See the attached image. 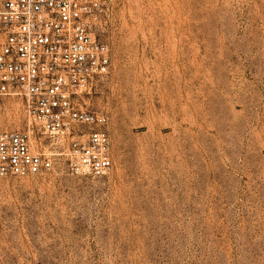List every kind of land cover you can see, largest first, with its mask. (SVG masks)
I'll list each match as a JSON object with an SVG mask.
<instances>
[{
  "label": "rangeland",
  "instance_id": "1",
  "mask_svg": "<svg viewBox=\"0 0 264 264\" xmlns=\"http://www.w3.org/2000/svg\"><path fill=\"white\" fill-rule=\"evenodd\" d=\"M99 38L113 168L0 181V264H264V0H112Z\"/></svg>",
  "mask_w": 264,
  "mask_h": 264
},
{
  "label": "built area",
  "instance_id": "2",
  "mask_svg": "<svg viewBox=\"0 0 264 264\" xmlns=\"http://www.w3.org/2000/svg\"><path fill=\"white\" fill-rule=\"evenodd\" d=\"M111 1L0 0V103L18 102L23 117L0 125V181L112 170L108 118L85 103L111 73L99 38Z\"/></svg>",
  "mask_w": 264,
  "mask_h": 264
}]
</instances>
